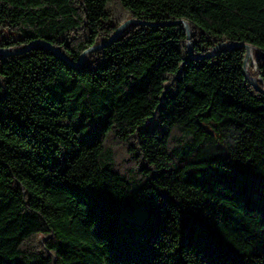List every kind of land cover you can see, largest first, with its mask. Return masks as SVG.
<instances>
[{"label": "trees", "instance_id": "trees-1", "mask_svg": "<svg viewBox=\"0 0 264 264\" xmlns=\"http://www.w3.org/2000/svg\"><path fill=\"white\" fill-rule=\"evenodd\" d=\"M128 19L0 56V264H264V93L214 49L264 88V0H0V48Z\"/></svg>", "mask_w": 264, "mask_h": 264}, {"label": "water", "instance_id": "water-1", "mask_svg": "<svg viewBox=\"0 0 264 264\" xmlns=\"http://www.w3.org/2000/svg\"><path fill=\"white\" fill-rule=\"evenodd\" d=\"M132 22H135V23H138V24H147V25H158L156 23L154 24H151V23H147V22H144V21H141L139 19H128L127 21H125L124 23H122L115 31L114 33L110 36V38L105 41V42H102L100 44H97V45H94V46H91L89 48H87L83 53L82 55L80 56L78 62H72L70 59H68L63 53L62 51L52 45L51 43L43 40V39H37V40H34L32 42H30L29 44H27L24 48H11V49H8V48H0V56H10V55H13V54H18V53H22V52H25L31 48H33L34 46L36 45H42L50 50H52L53 52H55L56 54H58L59 56H61L63 59H65L68 63L72 64V65H75V66H78V65H81L85 59V57L87 56V53L90 52L91 50H94V49H99V48H102V47H105L107 46L108 44L114 42L118 36L121 34L122 30L129 24V23H132ZM173 24H182V27L184 28V30L186 31L187 33V45H188V51H189V54L191 57L195 58V59H201V58H205V57H208L209 55L213 54V51H210L209 53L207 54H201V55H194L193 54V51H192V44H191V41H190V38H191V28H190V25L187 21L185 20H176L174 22H172ZM170 24V23H169ZM222 46H226L227 48L229 47H234V46H243L245 49H246V54H245V58H244V69H245V72H246V76L247 78L249 79V81L258 89L260 90L261 92L264 93V88H261L257 82L254 80V77L250 76L247 72V66H248V60L251 58L252 55H250V49L252 48V45L248 44V43H240V42H227V43H224V44H219L217 45L214 49H217L218 47H222ZM254 62L256 63V59H254Z\"/></svg>", "mask_w": 264, "mask_h": 264}, {"label": "rangeland", "instance_id": "rangeland-1", "mask_svg": "<svg viewBox=\"0 0 264 264\" xmlns=\"http://www.w3.org/2000/svg\"><path fill=\"white\" fill-rule=\"evenodd\" d=\"M253 48V47H252ZM253 50H254V48H253ZM256 59L255 58V53H254V51H253V54H252V56H251V58L248 60V65H250V64H252L253 66L255 65V62H254V59ZM256 72H258V70H257V68H256ZM254 78L256 77L257 79L259 78V75L258 76H253Z\"/></svg>", "mask_w": 264, "mask_h": 264}, {"label": "bare ground", "instance_id": "bare-ground-1", "mask_svg": "<svg viewBox=\"0 0 264 264\" xmlns=\"http://www.w3.org/2000/svg\"><path fill=\"white\" fill-rule=\"evenodd\" d=\"M253 51H254L253 48H251V49H250V55L253 54ZM253 59H254V58H253ZM254 80L257 81V78L255 77Z\"/></svg>", "mask_w": 264, "mask_h": 264}]
</instances>
